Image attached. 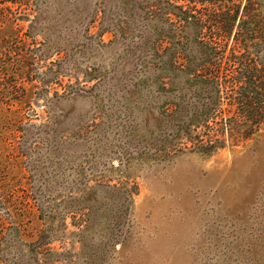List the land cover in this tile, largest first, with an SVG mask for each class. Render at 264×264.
Masks as SVG:
<instances>
[{
	"label": "rangeland",
	"instance_id": "1",
	"mask_svg": "<svg viewBox=\"0 0 264 264\" xmlns=\"http://www.w3.org/2000/svg\"><path fill=\"white\" fill-rule=\"evenodd\" d=\"M120 1L0 0V264H264V124L122 157L123 88L161 71L129 52L143 20ZM249 11L264 35V0Z\"/></svg>",
	"mask_w": 264,
	"mask_h": 264
},
{
	"label": "trees",
	"instance_id": "2",
	"mask_svg": "<svg viewBox=\"0 0 264 264\" xmlns=\"http://www.w3.org/2000/svg\"><path fill=\"white\" fill-rule=\"evenodd\" d=\"M241 1H120L121 12L143 20L129 52L161 71L123 88L116 120L123 158L212 154L264 124V65L255 56L264 35L249 25L251 0L240 10ZM151 20L159 25L148 32ZM129 21L116 25L125 37Z\"/></svg>",
	"mask_w": 264,
	"mask_h": 264
}]
</instances>
